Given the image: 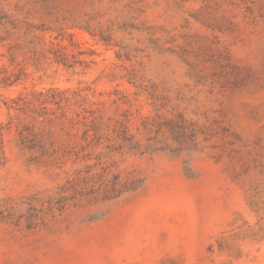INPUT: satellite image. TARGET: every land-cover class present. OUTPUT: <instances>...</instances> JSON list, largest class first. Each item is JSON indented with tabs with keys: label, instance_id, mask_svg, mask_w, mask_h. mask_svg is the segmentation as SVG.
Here are the masks:
<instances>
[{
	"label": "rangeland",
	"instance_id": "1",
	"mask_svg": "<svg viewBox=\"0 0 264 264\" xmlns=\"http://www.w3.org/2000/svg\"><path fill=\"white\" fill-rule=\"evenodd\" d=\"M1 13L19 29L0 50L26 77L0 87V264H264V0H0ZM60 39L81 66L42 57ZM50 88L103 125L62 168L28 161L8 109ZM124 120L134 150L112 131ZM85 165L97 194L60 192ZM102 168L143 186L106 199Z\"/></svg>",
	"mask_w": 264,
	"mask_h": 264
},
{
	"label": "trees",
	"instance_id": "2",
	"mask_svg": "<svg viewBox=\"0 0 264 264\" xmlns=\"http://www.w3.org/2000/svg\"><path fill=\"white\" fill-rule=\"evenodd\" d=\"M18 29L19 21L1 13L0 48H5V43L15 33L13 31ZM85 30L90 29L85 27ZM68 36L72 42L71 34ZM43 47L42 57L51 62L68 68L82 64L69 54L63 39L58 42H44ZM4 58L7 59L8 65L2 64ZM0 64H2L0 87L17 86L26 77L22 67L15 63L11 46L6 53L0 50ZM69 101L70 96L65 91L53 88L26 95L20 94L10 100L11 105L8 109L13 110L16 118L20 120L17 127V146L23 154L29 155L30 163L62 168L69 161L75 164L85 160L83 154L97 148V137L103 126L100 123V125L97 124V110L82 108L81 111H73L74 113L69 114V107H67ZM112 131L116 133L115 139L121 141V147L126 146L132 150L138 147L135 136L129 131L127 120L118 122ZM93 167L94 165H85V175L82 176L80 174L82 171L79 170L75 177L66 180L60 192H71L73 198L97 194V191L93 192L97 184V173H91ZM107 176V170L102 168L99 178L104 185L103 196L106 199H118L123 194L134 193L143 186L142 180L139 183H133L130 177L122 181L119 175L114 176L112 180H107ZM2 212L0 206V222L5 219L1 215Z\"/></svg>",
	"mask_w": 264,
	"mask_h": 264
}]
</instances>
